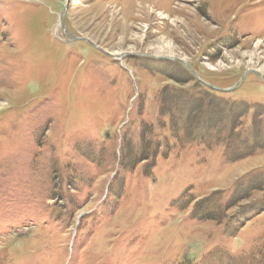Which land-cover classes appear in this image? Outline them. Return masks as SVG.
I'll return each mask as SVG.
<instances>
[{"label":"rangeland","instance_id":"obj_1","mask_svg":"<svg viewBox=\"0 0 264 264\" xmlns=\"http://www.w3.org/2000/svg\"><path fill=\"white\" fill-rule=\"evenodd\" d=\"M177 60L263 106L264 0H0V264H264V151L173 131Z\"/></svg>","mask_w":264,"mask_h":264},{"label":"trees","instance_id":"obj_2","mask_svg":"<svg viewBox=\"0 0 264 264\" xmlns=\"http://www.w3.org/2000/svg\"><path fill=\"white\" fill-rule=\"evenodd\" d=\"M173 65L175 68L172 74L164 65L158 73H162L179 86L166 87L160 95L162 102L160 115L171 118L176 134L181 131L182 137L204 146L216 141L224 146L226 155H232L231 161H239L256 151H264V105L249 104L244 100H227L221 96V92L208 88L198 81L182 65L178 63ZM144 67L148 68V65ZM190 83L192 87L184 88ZM194 89L199 90L193 92ZM250 113L251 121L244 125L242 119ZM144 136L142 133L141 138L144 139ZM233 147H238V152H234ZM139 152L128 147L123 159L124 165L127 163L133 167L136 163L146 160L147 155ZM153 153L156 154V150ZM255 190L264 191V173L256 174L247 180L244 194L237 195L228 208L233 207L235 201L247 200L248 195Z\"/></svg>","mask_w":264,"mask_h":264},{"label":"water","instance_id":"obj_3","mask_svg":"<svg viewBox=\"0 0 264 264\" xmlns=\"http://www.w3.org/2000/svg\"><path fill=\"white\" fill-rule=\"evenodd\" d=\"M63 27V26H62ZM64 28V27H63ZM179 63H181L183 66L186 67V69L191 72V74L198 80L200 81L202 84H204L205 86H207L208 88H211L215 91H219V92H223L225 90L223 89H220L219 87H216V86H213V85H210V84H207L205 83L203 80H201L200 76L193 70V68H191V66H189L187 63H185L184 61H181V60H177ZM256 75L259 77V78H262L261 75H259L258 73H256ZM234 87L226 90L227 92L232 90Z\"/></svg>","mask_w":264,"mask_h":264}]
</instances>
